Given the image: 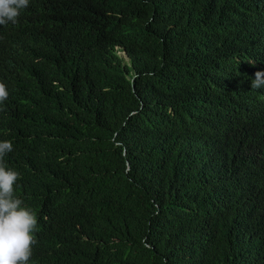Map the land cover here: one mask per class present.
Listing matches in <instances>:
<instances>
[{
    "label": "trees",
    "instance_id": "obj_1",
    "mask_svg": "<svg viewBox=\"0 0 264 264\" xmlns=\"http://www.w3.org/2000/svg\"><path fill=\"white\" fill-rule=\"evenodd\" d=\"M256 72L264 0H29L0 25L28 264H264Z\"/></svg>",
    "mask_w": 264,
    "mask_h": 264
},
{
    "label": "clouds",
    "instance_id": "obj_2",
    "mask_svg": "<svg viewBox=\"0 0 264 264\" xmlns=\"http://www.w3.org/2000/svg\"><path fill=\"white\" fill-rule=\"evenodd\" d=\"M28 4L29 0H0V25L17 23L21 11ZM254 75L251 88L264 87V73L256 72ZM8 95L5 84L0 83V104L8 99ZM12 151L11 141L0 142V264H28L32 245L36 242L33 232L37 229V218L14 195L19 173L4 164V157Z\"/></svg>",
    "mask_w": 264,
    "mask_h": 264
}]
</instances>
